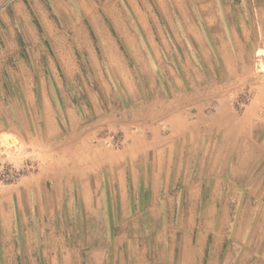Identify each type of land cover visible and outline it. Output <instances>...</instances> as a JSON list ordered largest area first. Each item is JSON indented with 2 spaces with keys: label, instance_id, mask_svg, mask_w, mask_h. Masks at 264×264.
<instances>
[{
  "label": "rangeland",
  "instance_id": "1",
  "mask_svg": "<svg viewBox=\"0 0 264 264\" xmlns=\"http://www.w3.org/2000/svg\"><path fill=\"white\" fill-rule=\"evenodd\" d=\"M0 264H264V0H0Z\"/></svg>",
  "mask_w": 264,
  "mask_h": 264
},
{
  "label": "bare ground",
  "instance_id": "2",
  "mask_svg": "<svg viewBox=\"0 0 264 264\" xmlns=\"http://www.w3.org/2000/svg\"><path fill=\"white\" fill-rule=\"evenodd\" d=\"M151 10H152V9H151ZM144 13H145V12H144ZM137 14H138V13H137ZM114 17H115V16H114ZM119 17H120V16H119ZM143 17H144V16H143ZM118 22H119V21H118ZM118 22H117V23H118ZM240 27H241V26H240ZM220 46H222V44H220ZM135 48H136V47H135ZM115 59H116V58H115ZM176 108H177V107H176ZM175 110H176V109H175Z\"/></svg>",
  "mask_w": 264,
  "mask_h": 264
}]
</instances>
